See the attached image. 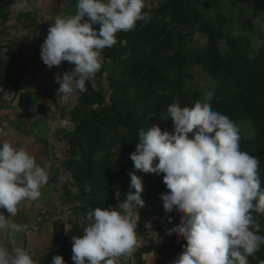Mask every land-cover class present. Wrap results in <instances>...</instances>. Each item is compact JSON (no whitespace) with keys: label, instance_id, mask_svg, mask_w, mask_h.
<instances>
[{"label":"clouds","instance_id":"9594fccd","mask_svg":"<svg viewBox=\"0 0 264 264\" xmlns=\"http://www.w3.org/2000/svg\"><path fill=\"white\" fill-rule=\"evenodd\" d=\"M145 0H77L75 14L49 17L53 21L41 45V59L52 68L67 61L75 67L55 75L58 94L86 91V81L103 67L102 52L117 44L121 32L134 31L140 21L151 17ZM87 18V19H86ZM99 25V29L93 27ZM131 53H124L127 59ZM208 91L194 106L172 102L167 118L172 133L158 125L138 132V143L130 154L135 170L163 173L168 191L161 194L165 212L175 210L180 222L168 230L186 240L182 253L172 264H249V257L264 264L256 253L264 236L253 229V215H264V188L260 162L240 148L238 125L212 108ZM162 118V119H167ZM191 134V138H190ZM158 161V163H157ZM130 175V191L117 208L89 209L82 236L72 237L74 264H119L132 257L138 246L137 209L145 206L143 181ZM49 180L48 171L24 148L5 141L0 146V232H26L27 225L12 222L25 202L40 198ZM131 189H134L132 191ZM171 222V218H169ZM0 264H38L20 247L10 251L0 242ZM52 264H65L54 255Z\"/></svg>","mask_w":264,"mask_h":264},{"label":"trees","instance_id":"16d2710c","mask_svg":"<svg viewBox=\"0 0 264 264\" xmlns=\"http://www.w3.org/2000/svg\"><path fill=\"white\" fill-rule=\"evenodd\" d=\"M12 1L0 0V20L7 19L5 11ZM213 1L160 0L156 6L144 8L151 17L146 25L140 21L134 31L119 33L117 44L103 50L101 71L86 81V91H79L76 103L67 112L70 128L58 133L65 148L60 168H54L50 178L54 181L61 172L69 174L70 181L64 182V191L57 194L60 201L72 205L74 216L85 220L90 208H117L130 191L129 173L135 172L144 185L145 206L137 209L138 214L162 220L168 230L179 224L180 215L163 208L161 194L168 191L164 174L135 170L130 154L135 151L141 128L146 131L158 125L162 131H174L173 121L167 118V107L172 102L191 107L202 98L205 92H187L186 83L192 79L193 71L210 80L214 110L235 123L238 118L249 122L252 135L246 137L240 132V148L259 159L264 188V32L256 48L244 34H226L207 11ZM237 1L231 0V5ZM216 18L220 24L230 26L231 19L226 14ZM28 21L34 24L33 20ZM242 23L247 30L256 29L251 17ZM197 33L204 36L202 47L192 43ZM221 43L224 49L220 48ZM124 53L131 55L121 59ZM10 57H14L10 47L0 50V101L8 81L18 83L22 85L16 95L18 110L33 104L44 117L52 114L49 107L31 101L26 78L15 77ZM15 124L18 133H27L26 125ZM253 215L257 221L253 230L264 236V215ZM66 226L62 219L52 222V239L45 245L53 254L69 246L73 230ZM82 231L79 233L83 235ZM168 237L179 238L178 249L183 251L186 240L175 233ZM154 252V247L145 246L137 256ZM256 257L264 259V245ZM138 264H143L142 257ZM249 264H257V259L249 257Z\"/></svg>","mask_w":264,"mask_h":264},{"label":"rangeland","instance_id":"374dc122","mask_svg":"<svg viewBox=\"0 0 264 264\" xmlns=\"http://www.w3.org/2000/svg\"><path fill=\"white\" fill-rule=\"evenodd\" d=\"M158 1L160 0H145V8L156 6ZM210 4H208L207 11L211 17L215 16V25L225 30L226 34H244L248 36L251 39L253 48L259 45V36L261 37L264 32V0H238L234 6L231 5V0H215ZM76 5L77 0H13L12 5L5 11L8 13L7 19L0 20V50L10 47L13 51L14 57L8 58V61L15 66L14 70L17 74L15 77L22 78L24 76L26 78L24 83L31 95L32 93L35 94L33 95L36 105L45 104L48 106L50 104V107H52L51 116L47 115L44 117V120L50 119V123L40 122L34 127H37V130L42 133L44 136L42 142L44 143L45 140L49 147H51L49 144L52 145L53 140H56L57 146L54 144L51 149L47 148V152L53 151L49 156L52 159L54 158V161H56L54 164L57 168H60V161L63 158L62 151L65 148L58 133L61 130L70 128L67 112L76 103V96L79 91L74 90L73 93L68 95L58 94L57 87H59V84L55 82V75L59 74L62 76L65 72L72 71L75 65L65 61L59 67L49 68L43 63L40 53L41 45L47 37L49 27L53 23L48 18L56 15L75 14ZM253 12L256 15H253ZM219 14H226L227 18L231 19L230 26L218 22L216 16ZM248 17L253 19L256 26L255 30H247L242 23L243 19ZM28 20L34 21L35 25H30ZM93 27L97 30L99 29V25H93ZM192 43L202 47L205 44L204 36L197 33L193 37ZM220 48L224 49L222 43ZM21 86L18 83L14 85L8 81L2 91V100L0 101V137L2 140H9V137L13 135L10 124L13 119H29L27 115L29 113L26 112L27 109L18 110L17 108L16 95L22 91ZM186 88L189 93H206L212 91V84L209 79L200 76L197 71H193V77L187 81ZM33 106L35 107V105ZM32 108L29 104L28 110L34 111V108L33 110ZM38 112L36 113L38 114L37 118L41 116ZM58 115H60V118L57 117ZM236 124L244 136L250 137L252 135V129L248 121L238 118ZM46 128L48 131H46ZM25 131L31 136L36 135V129L33 126L29 131L28 129H25ZM37 135L41 137L40 134L37 133ZM44 150L46 151V149ZM48 162H45L44 167L48 169L49 173ZM54 181H56L55 187L50 194L53 201L50 202V207L43 208L44 211L52 208L48 216H57L58 220L62 219L66 222V228L73 230V236H82L79 232L86 226L87 221L74 216L71 209L72 205L60 201L58 194H56L64 191L62 184L70 181L69 174L61 172L59 180L56 178ZM34 209L40 212L42 208ZM1 210L4 215L7 213L6 210ZM20 213L21 210L18 214ZM133 220L137 223L138 246L132 257L121 258L119 264H138L141 257L142 259L144 258L145 264H172L182 253L178 249L180 239L174 238L172 240L168 237L167 230L169 226L162 220H154L150 217L142 218L139 214L138 216L134 215ZM145 246H152L157 252L138 258L137 255L140 248ZM70 247H72V238H70Z\"/></svg>","mask_w":264,"mask_h":264},{"label":"crops","instance_id":"0c3cea01","mask_svg":"<svg viewBox=\"0 0 264 264\" xmlns=\"http://www.w3.org/2000/svg\"><path fill=\"white\" fill-rule=\"evenodd\" d=\"M59 87H57L58 89ZM34 93H32V100L34 101ZM31 107L34 108V111L27 110L26 112L29 113L28 118L29 119H13L10 124L12 126V134L11 137H9V140H2L0 137V145L2 146V143L7 141L11 144H13L17 148H24L26 151H28L32 156L35 157L37 164L44 167L45 162H48V159L50 160L48 162L49 165V180L47 184L41 189V196L38 200L34 201L33 204H31L33 201L25 202V204L21 208V213L18 214L16 217L12 218V222L21 224V225H27L28 230L26 232H19V233H13L10 231H4L0 232V242H3L7 248L12 251L17 247L25 249L29 255L32 256V258L38 262V264H52V258L54 255H60L63 257L65 264H74L71 262L72 257V247L69 248V246L64 247L61 250H57L55 254L51 252L50 248H47L45 245V242L52 239L53 234V228H52V222L56 221L58 218L57 216H48L49 213H51V210L44 211L43 208L50 207V202L53 201L51 197V193L53 192L54 185L56 181H51L50 178L53 175V169L56 168V165L54 164V158L51 160L50 156L53 151H50V153L47 152V148L51 149V147L55 144L56 140H53L52 145L49 144L51 147L47 145V142L44 140V143L42 142L43 135L40 133V131L37 130V127H34L35 125L41 123H50V119L44 120V116L42 113L39 118H37L38 114L36 108L33 104H30ZM44 106H47L44 104ZM50 111L52 112V107H50V104H48ZM47 106V107H48ZM32 108V110H33ZM25 112V111H24ZM36 114V115H35ZM51 116V115H49ZM57 117L60 118L58 115ZM50 118V117H47ZM61 121V120H60ZM22 123L24 124L25 128L36 129V135L31 136L29 133H18L16 130V124L15 123ZM45 127V126H44ZM46 131L47 128H46ZM38 134L41 135L39 137ZM1 136V135H0ZM51 141V140H50ZM58 142V141H57ZM43 143V144H42ZM50 143V142H49ZM63 144V143H62ZM46 149V151L44 150ZM47 171L48 169L44 167ZM59 180V178H57ZM55 193V192H54ZM57 194V193H56ZM50 196V197H49ZM48 200V201H47ZM37 206V207H36ZM42 208L40 212L35 210L34 208ZM54 211V209H53ZM2 212V210L0 211ZM10 214L6 213L5 216L8 217ZM68 242V241H67ZM70 244V243H69ZM53 250V248H52ZM151 253H147L144 255H148ZM143 255V256H144ZM143 264H145L144 258L142 259Z\"/></svg>","mask_w":264,"mask_h":264}]
</instances>
